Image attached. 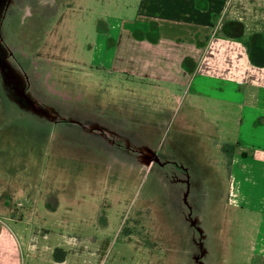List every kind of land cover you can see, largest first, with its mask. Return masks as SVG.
<instances>
[{
	"label": "rangeland",
	"instance_id": "374dc122",
	"mask_svg": "<svg viewBox=\"0 0 264 264\" xmlns=\"http://www.w3.org/2000/svg\"><path fill=\"white\" fill-rule=\"evenodd\" d=\"M6 1L0 225L10 226L20 264H261L249 251L259 217L229 203L215 141L188 159L173 132L153 142L161 94L183 87L105 62L113 53L100 51L96 18H131L135 5L17 0L10 10ZM144 145L165 147L166 160L142 165Z\"/></svg>",
	"mask_w": 264,
	"mask_h": 264
},
{
	"label": "crops",
	"instance_id": "0c3cea01",
	"mask_svg": "<svg viewBox=\"0 0 264 264\" xmlns=\"http://www.w3.org/2000/svg\"><path fill=\"white\" fill-rule=\"evenodd\" d=\"M124 1L127 11L135 5L131 18H96L107 46L100 51L113 53L105 62L183 87L161 94L162 120L149 129L157 134L153 142L173 132L179 148L190 150L182 156L188 159L215 141L229 167V203L259 217L249 251L264 264V0ZM140 149L142 165L168 154L160 146ZM1 225L0 264H20L17 240L7 236L8 224Z\"/></svg>",
	"mask_w": 264,
	"mask_h": 264
},
{
	"label": "flooded vegetation",
	"instance_id": "af4514ba",
	"mask_svg": "<svg viewBox=\"0 0 264 264\" xmlns=\"http://www.w3.org/2000/svg\"><path fill=\"white\" fill-rule=\"evenodd\" d=\"M3 1H4V0H0V3H2ZM6 3H7L8 5H11L12 3H13L12 5H14V4L17 5V0H7ZM15 5H14L13 8H11V7L9 6L10 10H18L19 7L17 6V7H18V8H17ZM16 15H17V12H16V13H10V16H9V18H8V23H9L8 25H10V28L14 26V25L12 24V22H13V19H14V17H15ZM5 19H7V18L5 17ZM2 21H3V22H6V20H2Z\"/></svg>",
	"mask_w": 264,
	"mask_h": 264
},
{
	"label": "trees",
	"instance_id": "16d2710c",
	"mask_svg": "<svg viewBox=\"0 0 264 264\" xmlns=\"http://www.w3.org/2000/svg\"><path fill=\"white\" fill-rule=\"evenodd\" d=\"M227 148V147H226Z\"/></svg>",
	"mask_w": 264,
	"mask_h": 264
}]
</instances>
